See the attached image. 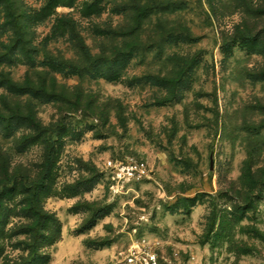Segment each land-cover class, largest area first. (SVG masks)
I'll use <instances>...</instances> for the list:
<instances>
[{"label":"rangeland","instance_id":"374dc122","mask_svg":"<svg viewBox=\"0 0 264 264\" xmlns=\"http://www.w3.org/2000/svg\"><path fill=\"white\" fill-rule=\"evenodd\" d=\"M140 248L264 264V0H0V264Z\"/></svg>","mask_w":264,"mask_h":264},{"label":"built area","instance_id":"2783aa9c","mask_svg":"<svg viewBox=\"0 0 264 264\" xmlns=\"http://www.w3.org/2000/svg\"><path fill=\"white\" fill-rule=\"evenodd\" d=\"M134 168L131 164H120L115 172L114 179L119 182L132 178L135 175ZM119 264H160V260L156 252L140 248L126 254Z\"/></svg>","mask_w":264,"mask_h":264},{"label":"trees","instance_id":"16d2710c","mask_svg":"<svg viewBox=\"0 0 264 264\" xmlns=\"http://www.w3.org/2000/svg\"><path fill=\"white\" fill-rule=\"evenodd\" d=\"M81 49V51H82V55L87 59V62H88V64L87 65H93V63L91 62V54L89 53V52H87V50L85 49V47L84 48H80ZM90 56V59L88 58ZM63 65H79V64H69V63H63ZM39 211V210H38ZM36 217H37V219L38 220H41L42 219V213L40 214V213H38V212H36Z\"/></svg>","mask_w":264,"mask_h":264}]
</instances>
